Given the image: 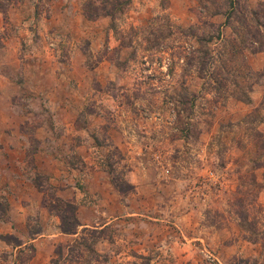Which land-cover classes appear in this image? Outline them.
<instances>
[{
	"label": "rangeland",
	"instance_id": "1",
	"mask_svg": "<svg viewBox=\"0 0 264 264\" xmlns=\"http://www.w3.org/2000/svg\"><path fill=\"white\" fill-rule=\"evenodd\" d=\"M8 196L0 264H264V0H0Z\"/></svg>",
	"mask_w": 264,
	"mask_h": 264
},
{
	"label": "crops",
	"instance_id": "2",
	"mask_svg": "<svg viewBox=\"0 0 264 264\" xmlns=\"http://www.w3.org/2000/svg\"><path fill=\"white\" fill-rule=\"evenodd\" d=\"M11 189V188H10ZM27 189V192H25L24 190ZM21 191L19 194H21L20 196V201L24 200L25 202L28 201L30 202L31 201V197H30V194H28L31 189L30 188H21ZM91 194H93V196L95 197V194L90 192ZM34 196V195H33ZM74 197H76V201L79 200V194L78 193H75L74 194ZM8 204H9V211H8V221L7 222H2L0 223V232L2 234H17L19 235V232H18V225H22L23 223L26 224L27 221L33 217L34 213L32 214H27L28 212L26 211L25 214H21V216H23L22 219H18L14 216L13 213V207H14V199H12V197L8 196ZM27 202V203H28ZM118 200H117V204H118ZM33 205H35L34 202L32 203H28V209H31L33 207ZM84 208L86 209H89L91 208L90 205L86 206V207H79V212H78V216H79V220L81 221L80 223H82V225L80 226L81 228H88L91 224L89 223V221L91 223H94L95 225V213H93V216L92 218H86L85 216H83V210ZM93 208V207H92ZM25 210V209H23ZM12 211V212H11ZM130 216H133V215H130ZM86 219H85V218ZM89 219V220H88ZM108 225L107 224H104L101 228H104ZM59 235L61 234H53L51 236H48L47 238H43L45 235H42L40 236L39 238L37 239H32V242L35 244V255L33 257V259L30 261L29 264H37L38 262L41 261V258L44 257L45 258V254L46 252H49L52 250V247H55V244L57 243L56 240H51V239H54V237H58ZM79 235V233H77L76 235H72L73 237H77ZM20 236V235H19ZM22 239V238H20ZM62 242V241H61ZM25 245V244H24ZM18 249V247H17ZM16 250V249H15ZM52 253H53V250H52ZM47 256L50 258L51 255L50 254H47ZM44 264H46L44 262ZM73 264H79L77 262L73 263Z\"/></svg>",
	"mask_w": 264,
	"mask_h": 264
},
{
	"label": "trees",
	"instance_id": "3",
	"mask_svg": "<svg viewBox=\"0 0 264 264\" xmlns=\"http://www.w3.org/2000/svg\"><path fill=\"white\" fill-rule=\"evenodd\" d=\"M115 8V7H114ZM85 11L87 13V15L90 17V18H96V17H99L101 15H107L110 13L111 16L115 15L113 12H110L106 6L102 7L101 9H98L97 11L95 10V2L94 1H90V3L88 4H85ZM121 11V10H120ZM253 18L258 20V13L256 12H253ZM114 17V16H113ZM262 28H263V24L260 25ZM236 51V50H235ZM239 52V51H238ZM241 53V52H240ZM8 211H9V206L8 204H4L0 201V222H6L8 221V219L6 218L7 217V214H8ZM76 213V212H75ZM6 219V220H5ZM63 219H65L63 217ZM79 226V222L77 221V218H75V222L73 223V226L74 228L72 229H67V228H62L63 232L66 233V234H73V235H76L78 232H77V228Z\"/></svg>",
	"mask_w": 264,
	"mask_h": 264
}]
</instances>
